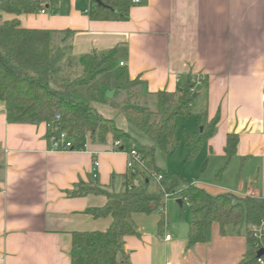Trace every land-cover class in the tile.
Returning a JSON list of instances; mask_svg holds the SVG:
<instances>
[{
  "label": "crops",
  "instance_id": "0c3cea01",
  "mask_svg": "<svg viewBox=\"0 0 264 264\" xmlns=\"http://www.w3.org/2000/svg\"><path fill=\"white\" fill-rule=\"evenodd\" d=\"M56 1L55 13L4 15L3 21L52 31L59 42L71 33L73 58L117 50L116 64L124 62L129 78L144 82L148 102L195 80L198 110L183 128L200 131L220 114L199 156L207 159L206 170L221 172L215 183L194 181L196 187L214 196L264 197V0H113L128 11L126 20L91 18V0ZM122 119L116 126L130 133ZM52 132L46 122H10L0 101V264H72L74 233L107 232L112 225L111 217L86 212L104 207V195L71 194L80 183L120 191L128 154L113 150L112 136L89 141L82 151L56 152ZM229 135L239 137L231 157ZM188 208L134 214L137 234L124 238L127 262L121 257L118 264H240L250 246L246 225L223 232L213 223L210 240L190 246Z\"/></svg>",
  "mask_w": 264,
  "mask_h": 264
},
{
  "label": "trees",
  "instance_id": "16d2710c",
  "mask_svg": "<svg viewBox=\"0 0 264 264\" xmlns=\"http://www.w3.org/2000/svg\"><path fill=\"white\" fill-rule=\"evenodd\" d=\"M113 2L91 0L90 17L96 20L128 19V11L121 12L120 3ZM130 2L122 0L121 4ZM47 9L55 13L57 1L0 0V101L6 104L8 120L12 123H49L60 115L56 131L68 133L73 150H85L89 141L105 143L112 136L115 141L122 142L121 151L140 154V165L146 173L156 179L158 176L163 178L153 194L136 191L133 182L136 173L123 177V188L118 192L96 184H78L71 194L73 197L96 194L107 198L104 207L86 212L96 219L111 217L113 222L107 232L73 234L72 264H118L121 257L127 262L124 238L137 234L132 216L166 211L165 198L170 194L190 207V246L207 243L213 223H219L223 232L244 223L249 237V226L264 219V197L242 198L232 193L214 196L193 184H186L176 193L180 177L156 165L157 149L171 153L177 148V120L192 115L196 81L189 78L176 92H158L152 97L153 102H148L144 96V82L131 80L127 68L116 64L117 50L73 58L71 33L59 42L52 31L23 28L19 20L3 21V14L21 16L42 10L47 12ZM66 67L72 69L73 78H64L69 72ZM109 89H116L113 100L106 98ZM121 93L125 98L118 102ZM93 103L119 108L129 125L144 134L150 144H143L119 129L115 121L100 114ZM219 120L218 113L201 127L196 142L190 143L189 158L199 154ZM238 142L237 135L228 136L226 153L229 157L234 155ZM249 245L240 264L256 261L250 238Z\"/></svg>",
  "mask_w": 264,
  "mask_h": 264
},
{
  "label": "rangeland",
  "instance_id": "374dc122",
  "mask_svg": "<svg viewBox=\"0 0 264 264\" xmlns=\"http://www.w3.org/2000/svg\"><path fill=\"white\" fill-rule=\"evenodd\" d=\"M9 17L11 14H3V16ZM67 68V67H66ZM69 68V67H68ZM68 68L66 70H68ZM72 70V69H71ZM68 70L69 72H66V75L64 78H73L75 74H73V71ZM79 75V73H77ZM125 98L124 93H121L117 101L121 102ZM195 101V100H194ZM92 106L101 114H105V118L115 120L117 125L120 126L122 124L123 120L121 114V110L119 108H114L111 104H103V103H93ZM198 110V105L192 106V112L196 113ZM177 125V132H176V141H177V148L174 152L171 153H164L161 150L157 149L156 152V165L158 168L177 174L180 177V184L176 191L179 192L181 188H183L186 184H193L195 186H198L199 183H194V181L197 182H212L215 183L218 180V175L220 172V169H217L216 171L212 168H209L206 170V163L207 159L204 158V156L199 154L194 158H189L190 155V143L196 142V135L199 132V128L196 127L195 131L194 129H191L190 131L185 130L183 128L184 122L187 121L186 119L180 118ZM120 129V128H119ZM126 132V131H125ZM130 133L135 137L139 142H143L145 139L147 141V137L142 134L140 131H138L135 128L130 129ZM149 141V140H148ZM136 167H138V171H129V174L132 175L135 172V176L133 177V182L136 187L137 192L146 193V194H153L156 193L158 190V183L159 181L153 177L151 174L146 173L140 164H136ZM148 181V183H147ZM198 187H201L198 186ZM121 190V189H120ZM170 198H165V203L167 205V209L169 208V214L172 215L170 212V209L172 207H176L179 211H188V204H184L183 208H180L178 205L177 197H175L174 194H170Z\"/></svg>",
  "mask_w": 264,
  "mask_h": 264
},
{
  "label": "built area",
  "instance_id": "2783aa9c",
  "mask_svg": "<svg viewBox=\"0 0 264 264\" xmlns=\"http://www.w3.org/2000/svg\"><path fill=\"white\" fill-rule=\"evenodd\" d=\"M143 0H132L133 4H140ZM42 14H45L46 12L44 10L41 11ZM90 10L86 11V14H89ZM121 67H125V63H120ZM199 82H203L202 80H199ZM263 102H264V95H263ZM61 120L60 115H56L55 118L48 123V126L53 129V132L51 134V141L53 145V151L56 152H67L73 150L72 141L70 140V137L67 132L65 131H56V125ZM122 146L121 141H114L113 143V150L116 152H120V147ZM123 152V151H122ZM129 156L128 160V170L129 171H136V164H140L141 162V156L138 152L132 151L131 153H127ZM98 166V163L95 164ZM135 173V172H133ZM97 175H95V178ZM157 180L159 182L163 181L162 176H158ZM171 195H166V198H170ZM178 199V198H177ZM171 235H168L166 237L167 241L171 240ZM249 238L252 241V248L256 252V261L254 264H264V254L262 256H259L260 251H264V219H262L257 224H252L249 226Z\"/></svg>",
  "mask_w": 264,
  "mask_h": 264
},
{
  "label": "water",
  "instance_id": "95a60500",
  "mask_svg": "<svg viewBox=\"0 0 264 264\" xmlns=\"http://www.w3.org/2000/svg\"><path fill=\"white\" fill-rule=\"evenodd\" d=\"M98 1L100 2V0H98ZM115 94H116V89H109L106 93V98L109 100H113L115 97ZM197 96H198V94L194 93L193 98L195 99ZM177 202L179 205L182 206V204H183L182 200L179 199ZM263 254H264V251H260L259 256H262Z\"/></svg>",
  "mask_w": 264,
  "mask_h": 264
}]
</instances>
